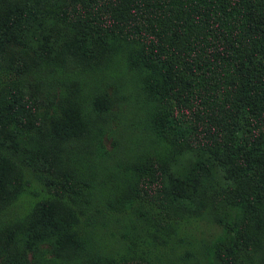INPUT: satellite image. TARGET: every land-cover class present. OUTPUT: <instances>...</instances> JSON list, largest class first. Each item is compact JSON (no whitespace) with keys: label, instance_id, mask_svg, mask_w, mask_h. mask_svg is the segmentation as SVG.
Listing matches in <instances>:
<instances>
[{"label":"trees","instance_id":"16d2710c","mask_svg":"<svg viewBox=\"0 0 264 264\" xmlns=\"http://www.w3.org/2000/svg\"><path fill=\"white\" fill-rule=\"evenodd\" d=\"M39 65L71 101L39 113L31 87L0 91V264H31L22 248L37 251L35 264L49 252L58 264L83 246L72 227L88 183L54 175L51 157L63 143L89 139L81 84L98 66L106 79L120 66L138 79L146 128L167 156L196 148L230 180L220 229L196 264L235 263L264 231V0H0V71L20 77ZM94 152L106 153L100 141ZM158 163L145 169L152 180ZM26 169L45 183L44 195L8 222Z\"/></svg>","mask_w":264,"mask_h":264},{"label":"rangeland","instance_id":"374dc122","mask_svg":"<svg viewBox=\"0 0 264 264\" xmlns=\"http://www.w3.org/2000/svg\"><path fill=\"white\" fill-rule=\"evenodd\" d=\"M23 59L28 63L27 56ZM39 67L20 77L0 71V91L14 85L31 87L39 113L53 114L71 97L50 68ZM115 69L110 79L101 66L83 77L80 100L89 109V139L63 143L51 157L54 175L71 174L88 183L87 203L72 227L83 246L73 255L64 252L58 264H196L220 229L218 218L224 214L230 180L196 148L175 147L167 156L146 128L148 102L139 93L138 79L125 67ZM93 98L99 102L89 103ZM97 141L106 153L95 154ZM150 162L159 164L155 180L145 172ZM21 176L24 191L8 207L3 218L8 222L20 221L32 209L30 204L44 195L39 189L45 183L32 170ZM64 229L71 231L67 225ZM22 252L35 264L36 250L22 248ZM37 256L36 264H55L52 252ZM216 264L226 263L217 260ZM232 264H264V231Z\"/></svg>","mask_w":264,"mask_h":264}]
</instances>
